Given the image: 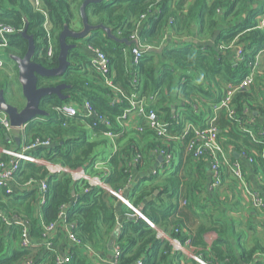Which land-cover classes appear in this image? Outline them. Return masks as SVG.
I'll return each mask as SVG.
<instances>
[{"label": "trees", "instance_id": "trees-1", "mask_svg": "<svg viewBox=\"0 0 264 264\" xmlns=\"http://www.w3.org/2000/svg\"><path fill=\"white\" fill-rule=\"evenodd\" d=\"M85 1L41 0L38 8L35 0H0V24L14 29L13 33L4 37L0 35V46L4 47L9 58L12 55L23 57L28 50V42L21 35L22 30L33 37L37 54L46 52L48 39L51 38L56 43L55 58L50 61L45 57H36L35 62L47 68H56L59 36L66 26L74 32L83 29L80 8ZM263 12L264 0H103L89 4L86 13L91 26L106 27L118 39L129 40L132 34H136V46L147 49L142 51L140 63L133 67L130 50L135 45L128 47L103 33H91L84 41L110 60V80L114 88L106 85L103 76L91 68L82 49L72 50L69 55L71 67L64 81L70 89L63 91V95L69 96L70 100L63 101L57 96L44 99L40 109L49 116L29 123L20 134L21 143L30 145L36 140H49L51 148H40L33 154H43L55 165L72 170L84 169L99 176L116 191L129 187L134 170L144 167L142 164L133 167L131 161L134 158L139 157L149 165L155 164V154L160 151L176 153L179 164L172 175L160 178L150 176L148 184L140 191L136 187L138 183L135 185L129 195L134 206L158 229L171 234L181 244L190 240L192 247L208 264L264 262L263 247L247 249L244 246L246 236L234 228L230 232L229 226L233 225V221L198 215L210 209V201L197 203L195 199V194L201 193L203 186H199V181L205 178L206 172L199 167L202 159H195L186 150L194 135L187 134L176 144H165L166 136H158L144 117L136 119L135 128L128 127L131 124L125 127L120 120L129 102L124 100L119 103L115 92L119 89L124 99L137 94L145 102L146 109L154 111L160 122L167 125L168 136L183 135L185 121L205 129L211 121L214 106L227 95L229 86L238 87L264 48V31L256 26L257 17ZM172 39L174 43H170ZM233 42H237L244 51L242 61L235 56L228 57V53L233 52L228 48ZM148 48L159 51L152 52ZM125 50L127 53H124ZM259 65L257 71H260ZM87 71H90V78ZM136 72L138 82L134 86ZM257 75L259 73H256L255 80L260 81ZM53 82L57 80L41 78L39 87L51 86ZM3 83L0 90L7 88L8 81ZM254 86L237 91L231 103L233 117L227 109H221L217 112L215 125L219 142L231 159L239 162L244 172V164H247L264 175V122L261 123L253 115L259 112L258 115L262 116L264 107L257 103ZM173 96L181 103V121L178 124L170 107ZM85 102H89L108 125L98 123L93 127L91 121L95 120L84 124L78 117L56 122V107L68 103L82 109ZM247 130L253 134L250 135ZM12 132L7 133L0 124L3 139ZM108 133H113L116 138L112 141L107 137ZM108 146L115 149L103 162L106 171H94L93 162L104 155L100 148ZM230 148L240 154V160L232 157ZM11 149L17 147L6 150ZM1 155L0 161L8 160L4 153ZM223 177L225 181L230 175L224 174ZM30 180L45 181L48 185L47 203L42 207L37 190H28L23 195L25 184ZM12 182L16 191L11 197L6 194L7 187L0 188V264H28L35 260L31 251L20 246L24 227L19 222L24 221L28 222L33 242L43 238V226L56 224L57 233L50 242L59 250L69 246L66 232L73 233L81 246L70 248V264H110L108 258L116 246L120 250L118 264H180L181 260L188 259L182 253H175L169 242L160 241L157 231L143 222H124L117 232L119 218L131 211L126 207L118 211L117 199L104 189L94 188L75 203L73 192H80L85 186L74 184L66 174H51L44 166L33 163H25L14 174ZM249 184L264 202L262 194ZM204 193L207 195V190ZM251 201L253 209L264 215V207L254 208ZM183 202L185 207L181 205ZM38 209L42 213V222L36 214ZM261 224L264 229V221ZM209 233L217 234L210 247L204 239ZM112 241L115 243L112 244ZM232 241L237 243V250L229 247ZM43 260L53 264L54 258L46 253Z\"/></svg>", "mask_w": 264, "mask_h": 264}, {"label": "built area", "instance_id": "built-area-1", "mask_svg": "<svg viewBox=\"0 0 264 264\" xmlns=\"http://www.w3.org/2000/svg\"><path fill=\"white\" fill-rule=\"evenodd\" d=\"M35 5L39 8L41 0H35ZM257 29L264 31V12L257 18ZM14 32V29L11 27H6L0 24V35L4 37L5 34H11ZM22 32V31H21ZM128 41H137V35L132 34L130 36V39ZM236 57L237 60L242 61L244 51L243 49L237 45V42H233L229 47ZM91 51L94 52L95 58L94 60H91V68L95 70L96 72L100 73L103 78L105 79L106 85L113 87L112 81L110 80V75L112 73V66L111 62L108 59V57L101 52L98 49L90 47ZM146 47H138L134 46L130 50V54L133 57L132 60V66H137L140 63V60L142 59V51L146 50ZM151 49V48H148ZM155 50V49H151ZM150 50V51H151ZM92 53V52H91ZM124 53H127L125 50ZM93 54V53H92ZM263 55L264 56V48L259 53L258 56ZM47 57L50 60L54 59V51L52 45H50L48 51H47ZM4 65L3 61L0 59V68H2ZM258 65V61L250 66V72L247 76H245L237 88H234L233 86H229L230 91L227 93V95L221 100L220 104H217L213 108V115L211 117V121L208 123L205 129H199L197 125L193 124L192 122L185 121L184 129H183V135L181 136H168V130L167 125L164 123H161L157 114L154 111H148L146 109L145 102L143 100H140L137 94H131L129 97L123 98L122 92L119 91V89H115V92L117 95V100L119 103H123L124 100H127L129 102V107L125 110L123 116L121 117V123L126 127L128 124H131L136 120L138 117H144L148 121V125L155 133L158 134V136H166L165 144H168L170 142L178 143L183 140V138L187 135L192 133L194 136L192 140L187 145V153L194 157L197 160L206 159L208 164V169L210 171L211 175V183H210V190L213 193H220L224 183L227 180L233 179L238 186L245 192H247V195L253 200L254 202V208L261 209L264 207V202L262 201V198L260 197L259 193L252 190L250 188V184L248 183L246 174L244 172V169L242 165L239 162H234L231 159L230 154L227 152V150L223 147V145L219 142V132L218 128L215 125V119L217 112L221 109H227L230 113V116L233 117L234 113L231 109V103L232 98L234 94L239 90H248L250 89L254 83H255V75H256V67ZM138 82V72L135 74V78L133 80V85L136 86ZM121 95V97H119ZM181 109H175L173 110V113L176 114L175 122L176 124L180 123L181 121V114L179 113ZM55 112L57 114L56 122L63 121L64 119L72 118V117H78V119L84 123L88 124V121L92 122V126L96 127L98 123H102L105 125H108V122L105 118L99 116L91 106L89 102H85L82 109H79L74 104H64L61 106H58L55 108ZM43 120V119H42ZM0 124L1 126L6 130L7 133H10L12 131H15L12 129L9 118L7 115L0 112ZM90 125V124H89ZM25 128L20 129L21 132H23ZM139 131H141V128H138ZM250 135L253 134L251 130H247ZM109 139L112 141L116 138L113 136V133L106 134ZM52 144L49 140L41 141L36 140L33 143H30V145H25L24 147L20 149H11V150H5L4 154L7 156V161H0V188L7 187L6 194L11 197L13 193L16 191L13 190L12 187V181L13 176L15 173H18L23 165L25 163H33L37 165L44 166L49 173L55 174V175H68L74 184L76 185H82L85 186L84 189L80 192H73V199L74 202L77 203V201L80 200L82 195H86L87 192L94 188H100L104 189L108 193H110L113 197H115L118 201L117 204V210L121 211L123 207H126L128 210H130V213H126L125 215L121 216L118 221V225L116 227V231L119 232L122 227L123 223L127 221H133V222H143L145 223L149 228L156 230L158 233V239L163 242H169L171 246L173 247V251L175 253H182L187 258L193 261V263L197 264H208L206 263L200 254H198L197 250L192 247V242L190 240H187L184 244H181L177 240H175L171 234L162 231L161 229H158L157 225L151 221L149 218H147L138 208L134 206L132 201L126 197L124 192L134 184V172L133 177L129 181V187L116 191L113 190L107 183H105L99 176H95L94 174H91L87 172L84 169L79 170H72L68 167H64L61 165H55L52 164L45 155L40 154L39 156L34 155L33 153L39 150L40 148H51ZM115 149V147L111 148ZM156 155V162L154 168H152L149 177L154 178H160V177H167L172 175L175 172V169L178 165L176 153H173L171 151H160L155 154ZM107 159V156H98L96 158V161L93 162V169L94 171H101L105 170L106 168L103 165V162ZM249 163H252V160H249ZM131 164L133 167L137 166L138 164H142V166H146L145 163L141 161L139 157L134 158L131 161ZM150 165V164H149ZM135 171V170H134ZM227 174L230 175L229 178H227L224 181V177ZM137 189L140 191L143 187L142 184L137 182ZM37 190L38 191V199H39V205L42 207L45 203H47V194H48V185L45 181L36 182L34 180H30L25 184L24 187V194L27 193L28 190ZM132 189H135V186L132 187ZM131 194V193H130ZM182 207L186 206V203L183 202ZM63 210L62 215H64ZM36 214L38 216V219L40 222H42L43 217L41 210L38 209L36 211ZM2 214H0L1 216ZM61 215V214H60ZM61 218L63 216H60ZM11 222V220H8ZM13 221V220H12ZM23 225L24 229L22 231V239L20 240V246L24 249H27L32 252V254L35 256V260H31L28 262V264H49L48 262H44L43 258L46 253L51 254V258L53 257V264H70L71 263V257L72 252L70 251V248L78 247L80 245V241L75 237V235L71 232H66V239H68L69 246L65 247L64 249H57L55 245L50 242L51 238L56 236L57 230L55 231L56 224H51L49 226H43L44 227V235L42 239H39L36 242H33L30 238L29 234V226L28 222H19ZM44 224V223H43ZM178 231H176L177 233ZM113 242L112 244H114ZM194 250V251H193ZM188 251L191 253V255L188 254ZM120 257V250L116 246L114 249V253L112 256L108 258V262L110 264H118V260ZM37 260V261H36ZM137 264H142V262H138Z\"/></svg>", "mask_w": 264, "mask_h": 264}, {"label": "crops", "instance_id": "crops-1", "mask_svg": "<svg viewBox=\"0 0 264 264\" xmlns=\"http://www.w3.org/2000/svg\"><path fill=\"white\" fill-rule=\"evenodd\" d=\"M211 1L212 0H210V2ZM80 16H81V14H80ZM81 21H82V18H81ZM256 23H257V20H256ZM82 31H83V29L80 32H82ZM80 32H75V33H80ZM93 32H100V33H103L104 35H106V33L103 31L95 30V31L90 32L87 35V37ZM87 37H85V39ZM84 40L75 42L72 39H69L68 43L69 44L78 43V49H82V52H84L88 56L87 59L91 62V60H94L95 54L93 51H91L90 46H88ZM119 40H121V39H119ZM174 42L175 41L173 39L170 40V43H174ZM50 45H52V47H53L54 58H55L56 43H55V41L53 42L51 38H49L48 44H47V50L45 53L42 52L40 59L45 57L47 60H50L47 57V51H48ZM195 45H199V44H195ZM233 56H234L233 53H231V52L228 53V57L230 59ZM0 59L4 63L3 67L0 69V85L4 84L3 79L5 77H7L8 82L11 83L12 87H15V84H16L15 79H16V81H17V83L21 89V85L19 83V75H18L17 66L14 62H12L10 60L9 55L7 54V52L3 46H0ZM69 61H70V59H69ZM7 62L9 64H13L15 68L13 70H12V68H9L10 65H8ZM259 62H260V65H259L260 71L259 70L257 71V67H258V65H257L256 73L257 74L259 73V76L258 75L257 76L260 77L261 80L260 81L255 80V83H254L255 86L253 85L255 90L253 92H255V98L257 100V103L259 105H261L262 107H264V56L261 57L260 61H258V64H259ZM70 63H71V61H70ZM83 72L85 73L86 70H83ZM87 73H88L87 77L90 78L91 77L90 71H87ZM56 80H57V82L50 83L51 84L50 87L56 86L60 82L64 83L65 77L62 79H56ZM6 85H7V88H4V90H3L5 92L6 101L8 102V104L18 108L19 110H22L26 106V100L23 97L22 89H21V91L16 92L17 98H15L14 93L12 96L9 95V91H10L9 87L10 86L8 83H6ZM172 99H173V101L170 104V107L172 108V112H173V110L178 109L181 106V103L177 101L176 96H173ZM258 114H259V112L258 113L254 112L253 115L256 118H258L257 120H259L261 123H263L264 122V110L261 112L262 116H260ZM38 120L42 121V119H38ZM38 120H36V121H38ZM251 121L253 122V120H251ZM137 122H138V120H136V121L134 120V122L131 123V125H129L128 127L135 128V126H136L135 124H137ZM129 130H131V129L129 128ZM21 133L22 132L20 130H15L6 139H3V137L0 133V158L2 157L1 154L4 153V151L8 148L17 147V149H20V148L25 146L24 143H21V140H20V145H18V142H17V139H20ZM230 152H231L232 157L236 161L240 160V154H239V159L235 158V154L237 152H235L233 148H230ZM176 157H177V161L179 162V157L177 154H176ZM185 157H186V154H185ZM207 163L208 162L206 159H202V161L200 162L199 167L206 172V176L204 179L201 178V180L199 181V186H203V187H202L201 193L195 194V199H196L197 203H199V202L205 203L207 201H210V203H209L210 209L208 208V210H206L207 213L205 211H202L198 215H200L201 217L202 216H205V217L211 216L215 220H220V221L223 220L225 222L231 220V221H233V225L230 224V226H229L230 232H232V230L234 228L236 232L242 233L244 237L246 236L245 241H244V246L247 249H253L256 246H261L264 248V229H263L262 224H261L264 221L263 213L257 212L253 209L252 201H251L249 195H247V192L243 191L238 186L237 183L233 184L231 182L232 180H227L224 183L223 188L219 194L218 193L215 194L211 190H209L210 189V183H211V175H210V171L208 169ZM154 166L155 165L153 163L150 165L147 164L145 167L137 169L134 171V184L132 186H130L124 192V194L126 195L127 198H129V195H130L131 191L133 190L132 187L135 186L137 184V182L141 183L142 187H144L148 184L147 179L149 178L150 172H151L152 168H154ZM177 167H178V165H177ZM177 167H176L175 171L177 170ZM244 167L246 170L245 172H246V175L248 178V182L251 183V185L256 190H258L262 194V196L264 197V175H263V173L261 171H256V169L252 170L251 167L247 164H244ZM206 190H207V195H205V193H204ZM204 239H205L206 244L210 247L216 241L217 234L216 233L206 234ZM229 247H232L234 250H237V243L235 241H232L229 243ZM191 261L192 260H190L188 258L186 260H181L180 264H193ZM258 263H260V262H258ZM177 264H179V262ZM260 264H264V262H262Z\"/></svg>", "mask_w": 264, "mask_h": 264}, {"label": "water", "instance_id": "water-1", "mask_svg": "<svg viewBox=\"0 0 264 264\" xmlns=\"http://www.w3.org/2000/svg\"><path fill=\"white\" fill-rule=\"evenodd\" d=\"M103 0H86L81 9L80 14L83 22V31L75 33L71 31L67 26L59 36V55L58 66L56 68H47L42 63L35 62V58H40L42 52L37 54L36 46L33 37L29 36L26 30L21 32V35L28 42V50L23 57L16 55L10 56V60L14 62L18 69L19 83L21 85L23 97L26 100V106L19 110L18 108L8 104L5 98V92L0 91V112L7 115L9 118L12 129L20 130L25 128L29 123L34 122L41 118H47L48 113L40 109L42 101L50 96H57L63 101L70 99L69 96H63L64 90L70 89V86L60 82L56 86L39 87V80L43 79H62L71 67L69 61L70 51L78 48V44H69L68 40L72 39L75 42L82 41L92 31H103L107 37L113 41L121 44H125L128 47L137 45V41L130 42L127 39H117L112 31L103 26L93 27L88 22L86 14V8L91 3H100ZM188 42H193L188 40ZM194 43V42H193ZM195 44H198L195 42ZM159 51V50H151ZM18 145H20V139H17ZM235 158L239 159V154H235Z\"/></svg>", "mask_w": 264, "mask_h": 264}, {"label": "rangeland", "instance_id": "rangeland-1", "mask_svg": "<svg viewBox=\"0 0 264 264\" xmlns=\"http://www.w3.org/2000/svg\"><path fill=\"white\" fill-rule=\"evenodd\" d=\"M263 55H260L259 56V58L256 60V61H260V59H261V57H262ZM8 63V62H7ZM260 63V62H259ZM8 65H10L9 66V68H12V70L15 68L14 67V65L13 64H9L8 63ZM3 81H8V79H7V77H5L4 79H3ZM9 83V88H10V91H9V95L10 96H12L13 95V93H14V95H15V98H17V96H16V92H18V91H21V89H20V86L18 85V83H17V81H16V79H15V87H12L11 86V83L10 82H8ZM111 147H105V148H103V147H101L100 148V150H102V151H104V156L106 155V156H109L110 155V151H111V149H110ZM101 152V151H100ZM210 190V189H209ZM197 224H198V222L196 221V219H195V225L197 226ZM113 242H115V241H112V243ZM17 243H18V240H17ZM16 248H18V246L16 245ZM194 251V250H193ZM188 254L189 255H191V253L188 251Z\"/></svg>", "mask_w": 264, "mask_h": 264}, {"label": "flooded vegetation", "instance_id": "flooded-vegetation-1", "mask_svg": "<svg viewBox=\"0 0 264 264\" xmlns=\"http://www.w3.org/2000/svg\"><path fill=\"white\" fill-rule=\"evenodd\" d=\"M78 44V43H77ZM62 95H63V92H62ZM64 96V95H63Z\"/></svg>", "mask_w": 264, "mask_h": 264}, {"label": "clouds", "instance_id": "clouds-1", "mask_svg": "<svg viewBox=\"0 0 264 264\" xmlns=\"http://www.w3.org/2000/svg\"><path fill=\"white\" fill-rule=\"evenodd\" d=\"M259 17V16H258Z\"/></svg>", "mask_w": 264, "mask_h": 264}]
</instances>
